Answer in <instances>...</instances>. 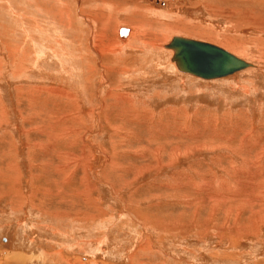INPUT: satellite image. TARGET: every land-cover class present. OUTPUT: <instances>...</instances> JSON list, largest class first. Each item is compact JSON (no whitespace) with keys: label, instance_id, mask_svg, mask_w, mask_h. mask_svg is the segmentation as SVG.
Wrapping results in <instances>:
<instances>
[{"label":"rangeland","instance_id":"374dc122","mask_svg":"<svg viewBox=\"0 0 264 264\" xmlns=\"http://www.w3.org/2000/svg\"><path fill=\"white\" fill-rule=\"evenodd\" d=\"M0 264H264V0H0Z\"/></svg>","mask_w":264,"mask_h":264},{"label":"water","instance_id":"95a60500","mask_svg":"<svg viewBox=\"0 0 264 264\" xmlns=\"http://www.w3.org/2000/svg\"><path fill=\"white\" fill-rule=\"evenodd\" d=\"M127 29L118 27L117 37L122 42L127 40ZM158 47L168 55L167 65L174 73L202 80H217L239 71L263 69L258 63L240 57L222 46L182 34L170 35Z\"/></svg>","mask_w":264,"mask_h":264},{"label":"bare ground","instance_id":"6f19581e","mask_svg":"<svg viewBox=\"0 0 264 264\" xmlns=\"http://www.w3.org/2000/svg\"><path fill=\"white\" fill-rule=\"evenodd\" d=\"M151 1V0H150ZM226 2V1H225ZM95 7V6H94ZM92 13V12H91ZM186 30V29H185ZM126 33H129V29H127V32ZM128 35V34H127ZM136 117V116H135Z\"/></svg>","mask_w":264,"mask_h":264},{"label":"flooded vegetation","instance_id":"af4514ba","mask_svg":"<svg viewBox=\"0 0 264 264\" xmlns=\"http://www.w3.org/2000/svg\"><path fill=\"white\" fill-rule=\"evenodd\" d=\"M155 2H157V0H155Z\"/></svg>","mask_w":264,"mask_h":264}]
</instances>
